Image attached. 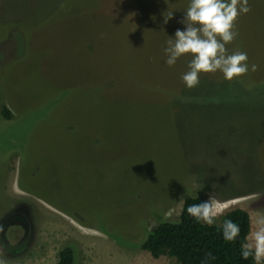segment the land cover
<instances>
[{
	"label": "rangeland",
	"instance_id": "rangeland-1",
	"mask_svg": "<svg viewBox=\"0 0 264 264\" xmlns=\"http://www.w3.org/2000/svg\"><path fill=\"white\" fill-rule=\"evenodd\" d=\"M248 4L226 45L248 73L188 88L192 57L169 66L164 48L190 0H0V264H55L64 245L74 264H177L137 244L195 195L223 206L214 224L246 210L249 242L264 217V0Z\"/></svg>",
	"mask_w": 264,
	"mask_h": 264
},
{
	"label": "clouds",
	"instance_id": "clouds-1",
	"mask_svg": "<svg viewBox=\"0 0 264 264\" xmlns=\"http://www.w3.org/2000/svg\"><path fill=\"white\" fill-rule=\"evenodd\" d=\"M250 11L248 0H190L184 18L179 21L186 27L184 30L176 29L174 36L166 41L167 65L173 66L181 56L192 57L188 63L189 70L181 77L188 88L199 85L201 73L220 71L226 80L247 74V53L238 50L229 53L226 45L238 35L235 22L239 15ZM163 17L164 24H167L173 18V11H168ZM257 70L258 65L252 64L251 71ZM187 212L197 221L211 226L223 212V206L210 197L199 204L189 205ZM256 224L258 227L251 233L249 242L242 245L241 255L244 259L254 256L256 264H260L264 260V217L258 218ZM222 233L226 241H234L240 235V227L227 219L222 224Z\"/></svg>",
	"mask_w": 264,
	"mask_h": 264
},
{
	"label": "trees",
	"instance_id": "trees-1",
	"mask_svg": "<svg viewBox=\"0 0 264 264\" xmlns=\"http://www.w3.org/2000/svg\"><path fill=\"white\" fill-rule=\"evenodd\" d=\"M1 113L5 118L9 116L5 108ZM201 202H204L202 195L185 196L178 218L159 221L137 244V248L152 258L161 255L173 257L177 264H255L254 256L244 259L241 255L242 245L250 232L247 211L232 207L222 214L219 224L209 226L187 212L189 205ZM227 219L240 227V235L234 241H226L223 237L222 224ZM74 258L73 247L64 245L57 253L55 264H74Z\"/></svg>",
	"mask_w": 264,
	"mask_h": 264
}]
</instances>
